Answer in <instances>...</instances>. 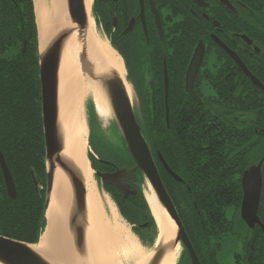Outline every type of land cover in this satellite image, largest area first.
Wrapping results in <instances>:
<instances>
[{"label": "flooded vegetation", "instance_id": "af4514ba", "mask_svg": "<svg viewBox=\"0 0 264 264\" xmlns=\"http://www.w3.org/2000/svg\"><path fill=\"white\" fill-rule=\"evenodd\" d=\"M9 2L16 8L14 37L18 40L22 19L29 20V9L26 16L22 0ZM92 13L122 62L131 105L134 100L140 112L133 109L137 124H145L141 109H163L165 126V109L175 110L179 133L173 143L168 140L172 133H163L161 139L165 164L169 167L165 152L171 146L180 159L181 151L189 148L195 157L193 169L206 166L216 175L224 170L238 173L212 185L226 186L233 179L242 190L244 172L263 159V189L264 0H94ZM199 51L201 61L187 91L186 71ZM37 73L39 78L38 67ZM85 113L91 129L87 155L96 183L126 221L136 229L146 228L150 220L143 207L141 172L135 169L114 122L106 126L88 105ZM172 118L169 112L167 130ZM116 173H120L116 178L107 179L97 175ZM34 187L45 196V181H36ZM206 248L214 252L215 259L219 246ZM232 258L233 264H244V245Z\"/></svg>", "mask_w": 264, "mask_h": 264}, {"label": "trees", "instance_id": "16d2710c", "mask_svg": "<svg viewBox=\"0 0 264 264\" xmlns=\"http://www.w3.org/2000/svg\"><path fill=\"white\" fill-rule=\"evenodd\" d=\"M27 1L29 20L22 19L21 37L16 40V8H12L9 0H0V153L16 189L15 200L9 199L0 170V235L36 244L45 227V196L36 192L33 177L35 181H45V153L37 73V30L32 0ZM23 40L26 48L22 53ZM163 111L159 108L141 109L145 124L139 127L194 251L203 264H216L211 250L206 249L207 259L202 258V247L219 246L230 232L242 236L244 264H264V233L258 227L249 230L239 217L242 197L239 181L235 183L230 179L226 186L212 185L238 175L236 171L224 170L216 175L206 166L193 169L195 157L190 149L184 148L180 159L173 146L165 152V157L170 169L182 182L173 180L162 168L157 156L158 153L163 156L162 134L172 133L168 140L173 143L174 136L179 133V124L174 120L175 110H169L170 117H173L170 130L164 125ZM143 207L150 224L143 229L133 228V231L143 245H151L157 229L144 200ZM228 207L233 208L241 226L227 218ZM258 217L264 226V188Z\"/></svg>", "mask_w": 264, "mask_h": 264}, {"label": "water", "instance_id": "95a60500", "mask_svg": "<svg viewBox=\"0 0 264 264\" xmlns=\"http://www.w3.org/2000/svg\"><path fill=\"white\" fill-rule=\"evenodd\" d=\"M23 1L25 15H28L26 0ZM65 20L77 25L79 30H83L87 24V15L84 6V0H65ZM38 34V31H37ZM70 31L68 27L58 29L44 51L39 50L38 43V68L41 91V117L45 146V166H46V200L45 210L49 204L52 190L53 172L59 168L65 175L71 192V204L66 219V228L71 237L73 253L77 257L83 258L85 246V190L80 174L70 160L61 156L63 150V140L58 126V102H57V74L60 62V56ZM26 42L23 41L24 52ZM202 57V51L195 53L189 63L186 71V89L189 91L191 81L197 71ZM81 71L86 75L93 76L92 68L87 65L84 56L79 57ZM93 78V77H92ZM189 81V84H188ZM102 88L105 93L107 104L112 112L107 124L114 122L115 129L121 135L126 150L135 163V169H139L144 181L149 186L162 209L166 212L170 220L174 223L177 231L174 243H181L185 248L190 264H201L188 237L181 224L177 210L168 195L165 186L159 176L157 166L150 153L149 147L144 140L139 125L137 124L135 114L125 90V83L114 72L103 77ZM195 97L194 93L190 91ZM93 103V102H92ZM94 105V104H93ZM94 111L98 119H102ZM166 127L169 128V111L165 109ZM87 147L89 144L87 142ZM158 160L165 167L167 173L177 182L181 179L164 162L161 155L158 154ZM263 159L258 164L248 168L241 179L242 200L240 203L239 215L246 227L250 230L258 227L264 233V226L260 222L257 213L260 204L262 190V172L261 165ZM0 170L9 199L15 200L16 189L12 176L5 163L4 157L0 153ZM99 175L102 179L118 176ZM34 184L36 181L33 177ZM45 217V211H44ZM33 244L16 241L0 235V264H52L32 248ZM163 254L160 250L153 260L152 264H157Z\"/></svg>", "mask_w": 264, "mask_h": 264}, {"label": "bare ground", "instance_id": "6f19581e", "mask_svg": "<svg viewBox=\"0 0 264 264\" xmlns=\"http://www.w3.org/2000/svg\"><path fill=\"white\" fill-rule=\"evenodd\" d=\"M94 0H84L87 17ZM35 19L38 31L39 50L48 47L51 38L58 29L69 27L65 20V0H33ZM74 26V25H72ZM76 34L67 39L63 47L57 74L58 126L63 140L61 156L67 158L79 170L85 190V205L90 216L85 227V246L83 258L73 253L71 237L66 228V219L71 204V192L64 173L55 168L49 204L45 210V227L33 250L52 264H117L115 259L96 246L95 233L107 235L115 246L111 228L103 220L102 203L98 194L93 170L86 157L87 138L89 136L83 111L84 99L88 96L93 102L96 113L103 120L112 118L102 88L103 77L111 72L116 73L125 83L123 65L118 55L108 43L104 44L105 58L91 51L88 60L93 64V78L81 71L79 64L80 50L77 47ZM130 99V90L125 85ZM152 218L158 231V243L163 246V256L159 264H177L179 245H169L176 234V227L166 212L157 202L152 189L147 186L143 192ZM93 217H92V216ZM126 237L130 240L129 234ZM138 248L136 241L130 240ZM164 244V245H163ZM139 250V249H138ZM107 252V251H106Z\"/></svg>", "mask_w": 264, "mask_h": 264}, {"label": "rangeland", "instance_id": "374dc122", "mask_svg": "<svg viewBox=\"0 0 264 264\" xmlns=\"http://www.w3.org/2000/svg\"><path fill=\"white\" fill-rule=\"evenodd\" d=\"M88 15H89L87 17L88 21L85 27L83 28V30L80 31L77 25H74L71 23H70L71 26H69L68 28L71 33L69 35V38H71V36L74 33L76 34L75 36L77 40V47L80 50L79 53L80 55L84 56V60L87 63V65L93 69V64L89 62L87 53H89L90 55H93L91 51H94L97 54H99L101 58L103 57L106 59L103 46L107 42H106L105 36L103 35L99 25L94 19L92 10H90ZM85 105H88V107L93 112H95L94 105L90 97L88 96L84 99V103H83L84 114L86 110ZM132 105H133V109L135 110V112L140 114L139 108H137V104H135L134 100L132 102ZM93 115L96 116V114H93ZM86 120H88L87 117H86ZM104 124L108 126L107 122H105ZM88 130H91V129L88 128ZM90 134H91V131H90ZM77 171L79 173L78 169ZM97 189H98V194H99V197L102 203L103 220L111 228L110 233H112L115 239V246L108 239L107 235L104 236L103 234L99 233L101 237H97L98 234L95 233L96 243H97L96 246L98 245L97 247H99L102 252L108 255H111L115 259L117 264H152L153 260L155 259L156 254L160 250L163 249L162 244L158 243L159 242L157 240L158 235L156 236V238L154 239L151 245L150 244L143 245L138 239V237L136 236L135 232L133 231L132 223H129L128 221H126L125 218L120 214L116 204L111 199L109 194L98 185H97ZM144 189H146L145 186H144ZM226 215L229 220L235 221L236 224L237 222H239V219L233 212L232 207L227 208ZM88 216L90 215L88 214L87 208L85 207V227L87 226L86 223H87ZM126 233L129 234V238H131L133 241H136V244L138 246L137 250H136V246L133 247L132 244L134 243L130 241L131 239L129 240L126 237ZM175 237H176V234H175ZM175 237L173 238V240H170L171 242H169V245H172L174 243ZM242 241L243 239L241 235H235L230 232L227 233L220 242V245L218 248L219 253L217 254V257L214 259L215 262L217 264H233L232 254L241 252L242 245H243ZM178 245H179V257L177 260V264H188V258L187 256H184L185 253H184L183 246L181 245V243H179ZM202 248L203 250L200 255H202V258L207 259V254H206L207 248L206 246ZM157 264H159V262Z\"/></svg>", "mask_w": 264, "mask_h": 264}]
</instances>
